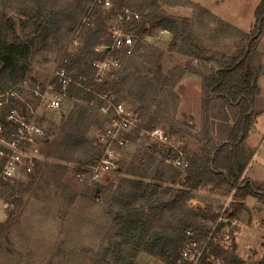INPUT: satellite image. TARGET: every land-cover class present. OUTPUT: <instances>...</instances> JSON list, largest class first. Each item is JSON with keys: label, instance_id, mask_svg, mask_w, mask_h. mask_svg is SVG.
<instances>
[{"label": "rangeland", "instance_id": "rangeland-1", "mask_svg": "<svg viewBox=\"0 0 264 264\" xmlns=\"http://www.w3.org/2000/svg\"><path fill=\"white\" fill-rule=\"evenodd\" d=\"M74 1L61 0L60 4L67 7ZM109 1L115 6H127L141 14H147L152 24L162 18L190 20L192 27L189 42H195L205 56L234 57L247 44V36L254 29L256 10L262 0ZM7 14L17 20L16 13ZM93 27H97L94 21ZM78 34L79 31L64 41L50 40L49 42H55L54 46L36 55L25 80L36 83L50 81L67 53L78 54L84 48V39H80ZM148 42L150 45L145 53L126 60L122 65L120 70L123 71L128 66L129 71L124 75L126 82L120 83L118 92L121 94L120 98L132 94L128 100L121 101L127 109L136 112L137 128L147 117L154 118L156 122L153 127L163 132L166 142L148 139L145 132L139 135L135 129L130 134L129 144L116 157L121 173L112 172L102 179L96 186L98 190L101 188L102 193L97 196L93 193L95 187L82 186L75 180V174L84 165L61 162L55 158L54 144L71 109L67 105L63 112L45 113L49 145L44 150L43 161L36 173L23 183L19 192L12 195V191L8 189L5 193V200L12 206L9 213L0 220V224L4 226L0 234V264L111 262V257L106 259L105 253L110 241L115 240L114 215L106 204V198L115 190L112 187L118 186L125 179L141 180L130 175L134 164L141 165L139 160L144 161L146 166H151L150 174L158 162L170 165L166 163V159L175 160L180 152L183 154L182 161L189 165L193 155L208 144L210 138L206 137V132H209L212 140L217 138L213 118L220 110L212 103L204 112L203 85L201 87L196 83V86L176 89L182 79L172 86V78L179 75L181 70L192 68L200 72L204 84V78L211 73V69H217L218 65L196 61L172 50V34ZM258 53L264 59V34ZM144 80L153 82L154 87L145 97L148 104L146 108L150 111L144 110L136 97ZM158 116L159 119H156ZM262 116L256 125L257 133L252 138L253 150L248 148L253 158L246 171L247 176L260 183L257 186L264 192V114ZM186 117L192 121L186 120ZM104 128H93L89 138L95 139L97 144V136ZM159 144H165L172 153L164 155ZM92 163L94 162L85 165ZM176 169L185 172V168ZM17 184L13 186L17 188ZM193 195L194 199L189 205L209 217L220 214L226 205L233 203V192L228 195L221 189L214 190L210 186L200 187ZM244 204L245 211L235 219L231 250L235 248V254L241 262L258 264L264 257V204L253 197L247 198ZM150 260L156 261L139 253L136 263Z\"/></svg>", "mask_w": 264, "mask_h": 264}, {"label": "trees", "instance_id": "trees-1", "mask_svg": "<svg viewBox=\"0 0 264 264\" xmlns=\"http://www.w3.org/2000/svg\"><path fill=\"white\" fill-rule=\"evenodd\" d=\"M60 1L0 0V92L26 79L36 55L54 46L55 42L50 40L64 41L78 31L80 39H84V48L78 54L67 53L63 65L68 73L76 77L86 75L92 78L95 75L92 63L101 59L95 49L108 42L105 11L97 0H75L67 7L61 5ZM120 7L122 5H114L115 9ZM7 12L16 13L17 20ZM88 13L91 26L82 25ZM93 21L97 24L96 28L93 27ZM155 24L173 35L172 50L196 61L218 65L217 69H211L203 84L204 112L212 103L220 110L213 118L217 138L212 140L209 132H206V137L210 138L208 144L193 155L184 173L161 161L150 174L151 166L139 160L141 165L134 164L130 175L141 180L125 179L112 187L115 190L106 198V204L114 215L115 240L110 241L106 250L105 258L111 257V262L107 264H136L139 253L166 264L178 263L186 231H201V239H205L211 228L203 220H217V215L209 217L189 205L194 199L193 193L202 186L221 189L228 195L233 192V203L227 214L232 219L245 211L244 202L249 197L264 204V192L244 178L253 158L246 141L254 123L258 80L263 70L258 48L264 34V0L256 10V23L252 33L247 36L245 48L234 57L205 56L195 42H189L190 20L162 18ZM126 60L122 58L123 64ZM127 71L128 66L123 71L119 70L105 84L97 86L95 94H87L80 89L71 93L70 99L74 100V106L54 144L56 159L81 165L94 162L100 148L95 139L89 138V133L93 128L101 130L108 123V118L99 112L104 101L98 96L105 94L108 98H114L113 102L117 104L128 100L132 94L120 98L118 92L120 83L126 82L124 75ZM186 74L202 77L198 70L186 68L172 78V86ZM144 81L136 97L143 109L150 111L146 108L148 104L145 97L154 87L153 82ZM155 122L154 118L147 117L140 123L136 133L140 135L145 132L147 135L155 131ZM159 146L164 155L172 153L169 147ZM117 171L121 173L122 170ZM22 187L20 183L17 188L12 186L9 189L14 195ZM93 193L100 196L101 188H96ZM3 229L4 226L0 224V234ZM213 254L223 258L227 264H241L235 248L232 252L215 248ZM258 264H264V257Z\"/></svg>", "mask_w": 264, "mask_h": 264}, {"label": "built area", "instance_id": "built-area-1", "mask_svg": "<svg viewBox=\"0 0 264 264\" xmlns=\"http://www.w3.org/2000/svg\"><path fill=\"white\" fill-rule=\"evenodd\" d=\"M97 2L105 11L108 42L95 49L101 59L92 63L95 70L92 78L68 73L63 65L66 63L64 59L50 81L36 83L24 79L11 85L7 91L0 92V220L12 206L5 200L6 191L14 184L29 180L43 161V153L49 142L44 114L63 112L67 105L72 110L74 100L70 99L71 93L80 89L87 94H95L97 86L105 84L122 68V58L131 59L141 55L150 45L148 41L170 35L168 30L152 24L147 14L144 16L127 6L115 9L109 0ZM82 25L91 26L89 13ZM98 98L104 101L99 112L108 118L105 128L97 136L100 152L94 163L84 165L75 174L76 182L89 188H96L108 174L118 170L116 157L120 150L126 148L130 134L137 129L136 112L127 109L124 103H114V98H108L105 94ZM147 135L163 143L167 140L163 132L157 129ZM182 155L180 152L175 160L168 158L166 163L186 169L188 164L182 161ZM230 205L231 202L217 214L215 222L209 218L203 220L211 228L207 238L201 239V231H186L180 261L176 264H227L213 251L220 248L232 252V230L236 222L227 216ZM136 264L166 263L150 260Z\"/></svg>", "mask_w": 264, "mask_h": 264}, {"label": "crops", "instance_id": "crops-1", "mask_svg": "<svg viewBox=\"0 0 264 264\" xmlns=\"http://www.w3.org/2000/svg\"><path fill=\"white\" fill-rule=\"evenodd\" d=\"M262 68H263V70H262L261 76L258 80L259 94L256 97L255 104H254V113H253L254 114V123L251 127L249 137L246 141L247 147L249 149H252V150H253V146H252L251 142H252L253 136L257 133L256 125H258L259 120L263 117L262 115L264 114V59L263 58H262ZM196 83H198V85H200L202 87V85H203L202 84L203 83L202 78L199 76L190 74L189 76L182 78V80L178 83L176 89H179V88L184 87V86H191V85L196 86ZM198 117H199V115H198ZM186 120H188L190 122L192 121V120H189V117ZM254 157H255V154H254ZM247 174H248V171L245 172L244 178L248 179L256 187H258L257 185H260V183L251 179L249 176H247Z\"/></svg>", "mask_w": 264, "mask_h": 264}]
</instances>
